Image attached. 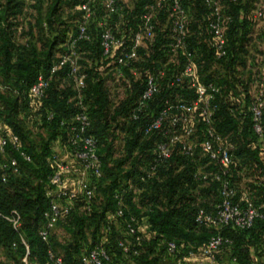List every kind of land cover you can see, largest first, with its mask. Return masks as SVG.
Instances as JSON below:
<instances>
[{
  "label": "trees",
  "instance_id": "trees-1",
  "mask_svg": "<svg viewBox=\"0 0 264 264\" xmlns=\"http://www.w3.org/2000/svg\"><path fill=\"white\" fill-rule=\"evenodd\" d=\"M62 1H53L54 11ZM75 1L80 4L83 0ZM152 1L134 0L133 8H125L124 17L119 20L116 15L104 17L106 12L97 0L96 14L90 25L91 39L78 44L80 65L87 73L83 95L92 121L90 134L98 140V154L102 163V178L98 184H105L100 186L103 189L98 188L101 197L97 198L95 194L89 204V212L86 211V202L79 198L71 213L56 225L68 230L73 238L70 243L61 246V256L54 249L53 231L48 242L42 241L38 235L44 225L43 212L49 204L45 188L47 178L53 171L51 157L55 150L44 143L38 154L43 157L45 165L41 168L35 165L33 155L22 145L28 136L22 116L31 109L29 87L39 73L48 75L57 54L62 51L58 48H65L70 31L65 26L54 32L51 39H44L41 32L44 31L46 36L48 29L52 32L51 15L46 19L36 17L29 24L27 36L30 38L27 42L16 43L15 34L20 28L23 31L18 17L24 12L25 5H34L36 8L40 0H0V84L7 87L0 92V118L6 128L19 138L22 150L30 157V162H25L18 154L8 150L7 156L16 157L19 162V172L13 174L9 168H1L6 158L0 155V264H25L23 258L26 249L22 239L29 249L27 264H43L48 249L62 258V264H81L82 254L99 241L107 227V221L110 230L105 246L113 264H172L173 259L165 249L167 242L174 241L180 251L197 252L210 236V230L198 227L194 220L198 208L210 210L218 201V183L194 179L197 167L205 165L207 159L198 155L191 161L177 146L171 158L158 168L152 179L140 181L146 166L152 160L154 143L160 138L159 135H142L141 126L144 121L152 117L166 99L179 97L193 100L196 97L194 89L189 88V79L179 85L169 86L171 73L178 71L187 58L184 51L180 50L176 54L175 63H167V45L171 41L173 21L168 5H164L156 13L153 40L146 41L148 49L139 51L141 60L134 64L139 73L138 78L134 79L126 71L131 89L125 91V84L122 83L123 91L118 93L117 102L110 98L108 81L112 80V74L103 75L116 56L114 53L108 59L101 57L99 22L105 20L114 34L129 40L137 30L145 6ZM204 1L181 0L187 13L186 29L191 34L187 39L188 51L192 55L197 81L202 84L211 81L221 87V93L216 97L218 109L214 116V127L233 147L231 181L238 190V197L247 196L255 204H259L264 202V117L263 136L259 138L252 131L249 116H238L239 109L245 110L251 103L255 81L251 77L244 80L243 76H237L238 70L246 68L250 60L254 66L250 48L256 50V39H262L260 35L254 36V24L250 17L254 0H219L223 12L231 17V22L225 29L228 54L220 61L215 60L214 52L208 44L207 23L211 19V13ZM34 27L40 33L37 36L39 48L30 40L33 38ZM263 49H260L261 52H264ZM161 69L165 70L166 75L161 79V92L151 102L149 113L143 115L140 122L131 121L130 107L142 92L146 77ZM247 70L249 71L248 67ZM69 82L72 84L66 75V69L58 71L50 81L46 97L35 110L39 117L37 123L42 121L49 129L50 140L59 139L62 145H65L66 131L60 126V122L70 119L75 112L74 103L69 102L73 96ZM50 113L53 114V119L48 121ZM202 129L201 123L198 124L197 135H200ZM118 131L124 134V155L114 158V142ZM197 140H200L199 136ZM211 168L209 166L206 169ZM244 179L248 182L245 186H240ZM134 189L140 192L139 209L143 211L142 215L133 212ZM117 194L123 196L127 205L122 217L115 216ZM13 211L20 216L21 225L17 230L5 219ZM132 215L148 217L150 229L140 243L135 242L126 229ZM87 231L91 232L90 243ZM223 234L232 243L217 254L218 263L225 257L232 264H264V221H256L253 228L246 231L225 229ZM119 241L137 248L138 255L123 254L118 246Z\"/></svg>",
  "mask_w": 264,
  "mask_h": 264
},
{
  "label": "built area",
  "instance_id": "built-area-1",
  "mask_svg": "<svg viewBox=\"0 0 264 264\" xmlns=\"http://www.w3.org/2000/svg\"><path fill=\"white\" fill-rule=\"evenodd\" d=\"M106 12L104 17L116 15L120 20L124 17L125 7L118 0H99ZM236 2V0H232ZM97 0H83L79 5L80 18L77 31L68 33L65 51L58 55L50 67L48 75L39 73L28 89L30 107L38 109L46 97L47 89L52 77L61 69H66L67 77L73 84V96L69 100L74 103L75 112L70 120H62L60 126L66 131L65 157L60 159L56 154L51 157L53 171L47 178L45 196L49 201L47 209L43 212L44 225L38 235L44 242H48L51 232L64 217L69 215L75 203L81 198L86 202V211H90V203L95 198L98 182L102 178V163L98 154V140L90 134L92 121L84 102L83 91L86 87L87 73L81 68V54L78 44L90 40V25L96 14ZM210 8L211 19L207 23L208 44L214 52L216 61L227 57L226 26L231 22V17L223 12L219 0H205ZM164 5H168L170 17L173 18L171 27V41L167 45L168 62L175 63L178 51H184L187 61L178 70L171 73L169 86L181 84L189 79V88L194 89L196 97L193 100H184L179 97L164 100L163 104L154 112L153 116L146 119L141 126L144 137L159 135L154 143L153 157L140 177L141 182L152 179L158 168L167 162L173 151L179 146L180 152L191 161L200 156L207 159L205 165H199L194 179L198 181H214L218 183V201L207 210L198 208L195 214V223L198 227L210 230V236L197 251H180L174 241L165 245L166 253L172 257V264H218L217 254L232 243L231 239L223 234L225 229L233 231H246L255 225L256 221H264V202L255 204L247 196L238 197V190L231 181V170L234 165L233 147L230 141L219 134L214 127V116L218 109L216 97L221 93V87L213 82L199 83L196 79V69L192 62V55L188 51L187 39L191 36L186 29L187 13L181 0H153L145 6L140 15V23L133 37L129 40L122 35L114 34L106 25L105 20L99 22V47L101 57L108 59L115 53V60L104 76L112 74L110 98L118 101V93L131 89V82L127 77L139 76L134 64L141 60L139 51L148 49L146 41L152 42L154 37V19L156 13ZM250 17L254 24V33L261 35L258 30H264V0H254ZM261 31V32H262ZM264 35V33H263ZM264 45V38L261 37ZM264 47V46H263ZM166 65V64H165ZM166 75L161 69L146 77L144 88L138 95L129 110V118L133 122H140L143 115L149 113L153 99L161 92V79ZM7 87L0 84V92ZM251 103L245 110L239 109L238 116H249L251 128L259 138L263 136L264 117V89L251 91ZM241 97V96H240ZM53 114H48L47 120L51 121ZM202 125L200 135H197V125ZM200 140H197V137ZM8 150L15 152L25 162H30V157L22 150L19 138L13 135L3 124L0 118V155L6 158L1 165L2 169H10L13 174L19 172V162L16 157L7 156ZM211 166V170L206 168ZM78 172V173H77ZM78 174V176H77ZM74 176V178H72ZM116 217H122L127 210V205L122 195H115ZM5 219L17 230L21 221L17 212L13 211ZM127 232L140 243L150 229L147 216H130L126 224ZM109 221L99 241L86 250L81 256V264H113V259L105 244L108 240ZM26 254L23 262L27 264L29 254L28 246L22 239ZM119 248L123 254L138 255V249L119 241ZM1 261V250H0ZM62 258L51 249L47 250L46 260L43 264H62ZM122 264V263H119Z\"/></svg>",
  "mask_w": 264,
  "mask_h": 264
},
{
  "label": "rangeland",
  "instance_id": "rangeland-1",
  "mask_svg": "<svg viewBox=\"0 0 264 264\" xmlns=\"http://www.w3.org/2000/svg\"><path fill=\"white\" fill-rule=\"evenodd\" d=\"M53 1L54 0H40L36 8H34V5L33 6H30L29 4L25 5V10L23 9L24 12L18 17V23L23 25V31H21V33L15 34L16 43L22 44L27 42V40L30 38L29 36H27V32L30 28L29 24L31 22L33 23L34 18L36 17H40L41 19H46L51 15L53 21L52 32H50V30L48 29L47 36L45 35L44 31L41 32V35L44 37V39L45 38L51 39L54 36V32L64 29L65 26L68 27L70 31L69 33H73V34L75 33V29H76L75 27L80 18V10H79L80 4H77L75 0H63L61 3L57 4V9L56 11H54ZM119 2L127 9H132L134 6V0H119ZM38 30H39L38 28L36 29V27H34V29L32 30L33 38L30 40L33 42L34 45H36L39 48L40 44L37 42V36L40 35V33L38 32ZM258 31L259 32L257 33H260L261 34L260 36L261 37L263 36L264 38L263 35L264 30L263 31L258 30ZM262 43H263L262 39L260 40L256 39V44L258 48H256V50L250 53V58L252 55L253 58L251 59L254 60V66L252 65L253 62H251L250 60L248 62L249 64H247L249 71L247 70V67L240 68L237 74V76L239 77L243 76L244 80L247 79L248 77H251V80L253 79V81H255L254 86H252L253 87L252 92L259 90V88L264 89V52H261V50L264 48L263 47L264 45ZM58 49L62 50L59 53H63L65 48H60L59 46ZM249 73L251 74L250 76ZM253 81H251L250 84H252ZM36 114H38V112L37 113L30 112L22 116L25 129L28 132L27 133L28 136L24 141V143H22V145H24L26 149L29 150L30 154L33 155L35 165L41 168L42 166L45 165V161L43 157H41L38 154V151L39 149L42 148L41 146L44 143H48L53 149L54 141L50 140V131L46 126H44L42 121H40L39 123L35 121V118H37ZM123 137L124 134L121 133V131L116 132V137L114 142V158H118L124 155ZM63 151L62 152L55 151L54 154L58 155L60 159H62L63 157L66 156L63 153ZM31 177L32 179H34L33 176ZM72 178H74V176H72ZM246 182H248L247 179L242 180L240 186L241 185L245 186ZM33 183L36 184L35 179L33 180ZM104 184L105 183L102 182L98 184L99 187L97 186V191H96L97 198L101 197V191H98V188L103 189L100 186L101 185L103 186ZM139 196H140V192L137 189H134L133 199H132V203L134 205L133 212L137 213V215H142L143 211L139 209L141 202V198ZM52 234L54 237V249L59 255L62 256L63 251L61 246L70 243L73 240V238L68 230L59 226H57L53 230ZM91 239H92L91 232L87 231V240L89 243L92 242ZM187 264H196V263L189 262ZM218 264H232V263L231 261L229 262L228 258L223 257L219 260Z\"/></svg>",
  "mask_w": 264,
  "mask_h": 264
},
{
  "label": "crops",
  "instance_id": "crops-1",
  "mask_svg": "<svg viewBox=\"0 0 264 264\" xmlns=\"http://www.w3.org/2000/svg\"><path fill=\"white\" fill-rule=\"evenodd\" d=\"M21 28L20 29H18V31H17V33H21ZM256 35V31H255V34H254V36ZM251 49V51L250 52H252V51H254L255 49H253V48H250ZM57 56H58V54H57ZM69 84H71L70 82H69ZM73 84H71V88H72V91H73V86H72ZM31 108V107H30ZM35 110L36 109H29V111H27V113H30V112H35ZM36 117L37 118H35V121H38V119H39V117L36 115ZM68 120H70V119H68ZM53 145H54V150L55 151H58V152H62L63 151V146H62V144H61V142L59 141V139H56L54 142H53ZM63 153L65 154V151H63ZM193 263V262H192Z\"/></svg>",
  "mask_w": 264,
  "mask_h": 264
}]
</instances>
